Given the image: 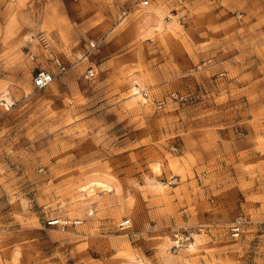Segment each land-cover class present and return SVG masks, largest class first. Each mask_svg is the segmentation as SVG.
Listing matches in <instances>:
<instances>
[{
    "label": "rangeland",
    "instance_id": "1",
    "mask_svg": "<svg viewBox=\"0 0 264 264\" xmlns=\"http://www.w3.org/2000/svg\"><path fill=\"white\" fill-rule=\"evenodd\" d=\"M0 264H264V0H0Z\"/></svg>",
    "mask_w": 264,
    "mask_h": 264
},
{
    "label": "built area",
    "instance_id": "2",
    "mask_svg": "<svg viewBox=\"0 0 264 264\" xmlns=\"http://www.w3.org/2000/svg\"><path fill=\"white\" fill-rule=\"evenodd\" d=\"M149 4V0H138V6L140 7H147ZM126 12L122 13V16H125ZM38 43L42 45L43 49L47 52L51 54V46L50 43L48 42V40L45 37H40L38 38ZM96 43H94L93 41L90 42V49H95L96 47ZM27 58L30 62H34L35 61V57L33 54H28ZM57 67H58V75H62L66 72V68L61 65L57 60L55 61ZM56 75H54L53 73L44 70V69H38L33 77V87L37 90H42L47 88L50 84H52L56 77ZM94 76V73L92 70L88 71L87 74L85 75V79H90ZM4 106V105H3ZM56 223H52V225H54ZM232 234L234 237L238 236L239 233V227L238 225H235V227L232 228Z\"/></svg>",
    "mask_w": 264,
    "mask_h": 264
},
{
    "label": "bare ground",
    "instance_id": "3",
    "mask_svg": "<svg viewBox=\"0 0 264 264\" xmlns=\"http://www.w3.org/2000/svg\"><path fill=\"white\" fill-rule=\"evenodd\" d=\"M38 39V38H37ZM7 93V92H6ZM5 96H3V98H4ZM11 99V98H10ZM9 98H4L2 101H4V102H9V103H12V101L10 100ZM9 105H11V104H9ZM8 105V106H9ZM5 107V110H8V108L6 107V106H4ZM100 185V184H99ZM92 188V187H91ZM90 188V189H91ZM94 188V187H93ZM55 223H58V222H55Z\"/></svg>",
    "mask_w": 264,
    "mask_h": 264
}]
</instances>
